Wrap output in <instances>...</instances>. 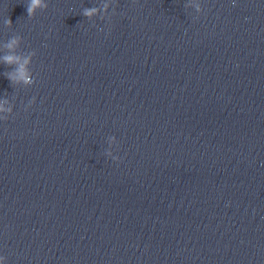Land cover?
<instances>
[{
  "label": "clouds",
  "instance_id": "clouds-1",
  "mask_svg": "<svg viewBox=\"0 0 264 264\" xmlns=\"http://www.w3.org/2000/svg\"><path fill=\"white\" fill-rule=\"evenodd\" d=\"M39 7H46L45 4H43V0H28V3L26 5V11H27V16L29 18H32L35 16L36 13V9ZM97 11V9L93 8V9H86L84 12V15L91 17L95 12ZM5 23L8 26H11V20L7 19L5 21ZM18 43L17 39H12L7 47L9 49H12L16 44ZM21 57L16 56V55H6L4 57V62L7 64H18V67L16 68V76H9V79H18L22 82H24L25 84H30L32 83V79L30 74L28 73V70L26 68V65L29 63L30 58L29 57H25L23 58V63H20Z\"/></svg>",
  "mask_w": 264,
  "mask_h": 264
}]
</instances>
